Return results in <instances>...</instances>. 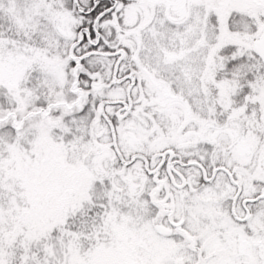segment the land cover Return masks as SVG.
Instances as JSON below:
<instances>
[{"label": "snow or ice", "instance_id": "6c2138e0", "mask_svg": "<svg viewBox=\"0 0 264 264\" xmlns=\"http://www.w3.org/2000/svg\"><path fill=\"white\" fill-rule=\"evenodd\" d=\"M0 264H264V0H0Z\"/></svg>", "mask_w": 264, "mask_h": 264}]
</instances>
